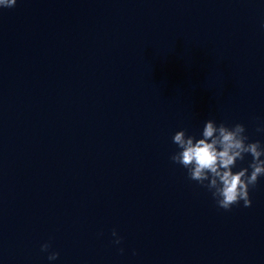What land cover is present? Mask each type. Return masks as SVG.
Masks as SVG:
<instances>
[{
    "label": "clouds",
    "instance_id": "clouds-1",
    "mask_svg": "<svg viewBox=\"0 0 264 264\" xmlns=\"http://www.w3.org/2000/svg\"><path fill=\"white\" fill-rule=\"evenodd\" d=\"M17 0H0V8L14 7ZM264 132V126L257 128ZM242 123L228 126L214 119H208L197 138L188 135L185 129L172 136L177 151L170 160L187 170L188 178L205 187L216 203L224 210H230L243 201V207H251L250 189L254 188L260 177L264 176V146L259 141H249ZM246 155L252 157L247 167H237ZM113 243L119 245L122 238L113 230ZM50 243H43L41 251L48 253L47 259H58L59 252L51 250ZM123 252V249H120Z\"/></svg>",
    "mask_w": 264,
    "mask_h": 264
}]
</instances>
